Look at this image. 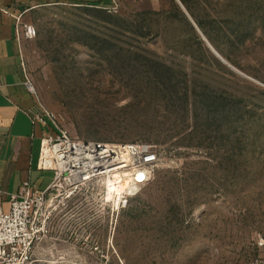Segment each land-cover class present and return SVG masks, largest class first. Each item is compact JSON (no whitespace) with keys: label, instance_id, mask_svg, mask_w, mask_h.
I'll return each mask as SVG.
<instances>
[{"label":"rangeland","instance_id":"rangeland-1","mask_svg":"<svg viewBox=\"0 0 264 264\" xmlns=\"http://www.w3.org/2000/svg\"><path fill=\"white\" fill-rule=\"evenodd\" d=\"M15 16L34 30L21 52L40 114L73 138L148 143L160 157L124 208L110 210L87 187L61 190L40 218L30 264H250L262 255L264 0L36 3Z\"/></svg>","mask_w":264,"mask_h":264},{"label":"built area","instance_id":"built-area-1","mask_svg":"<svg viewBox=\"0 0 264 264\" xmlns=\"http://www.w3.org/2000/svg\"><path fill=\"white\" fill-rule=\"evenodd\" d=\"M16 33L19 39L34 36L30 26L17 28ZM21 68L23 85L33 96L34 89L25 76L23 63ZM43 117L50 120L53 132L42 139L39 167L53 172L52 182L44 191L23 182L12 196L8 210L0 207V264H30L39 239L40 218L43 211L52 207L61 190L68 189L69 197L76 188L87 187L95 190V196L110 210L120 209L154 178L158 169L160 157L155 145L81 140L57 127L45 111L36 114L34 119L44 124ZM257 248L262 255L250 264H264V237L258 240Z\"/></svg>","mask_w":264,"mask_h":264},{"label":"crops","instance_id":"crops-1","mask_svg":"<svg viewBox=\"0 0 264 264\" xmlns=\"http://www.w3.org/2000/svg\"><path fill=\"white\" fill-rule=\"evenodd\" d=\"M113 0H0V207L9 202L23 182L44 191L53 172L41 169L42 139L53 132L47 117L35 121L34 99L24 87L21 39L15 12L32 4L67 2L76 6L109 8ZM40 114V113H39Z\"/></svg>","mask_w":264,"mask_h":264},{"label":"water","instance_id":"water-1","mask_svg":"<svg viewBox=\"0 0 264 264\" xmlns=\"http://www.w3.org/2000/svg\"><path fill=\"white\" fill-rule=\"evenodd\" d=\"M207 47L210 49V51H211L215 56L219 57L218 54L212 49V47H211L209 44H207Z\"/></svg>","mask_w":264,"mask_h":264},{"label":"bare ground","instance_id":"bare-ground-1","mask_svg":"<svg viewBox=\"0 0 264 264\" xmlns=\"http://www.w3.org/2000/svg\"><path fill=\"white\" fill-rule=\"evenodd\" d=\"M43 156H44V157L46 156L45 152H43Z\"/></svg>","mask_w":264,"mask_h":264},{"label":"snow or ice","instance_id":"snow-or-ice-1","mask_svg":"<svg viewBox=\"0 0 264 264\" xmlns=\"http://www.w3.org/2000/svg\"><path fill=\"white\" fill-rule=\"evenodd\" d=\"M140 179L142 180V179H143V177H140Z\"/></svg>","mask_w":264,"mask_h":264}]
</instances>
